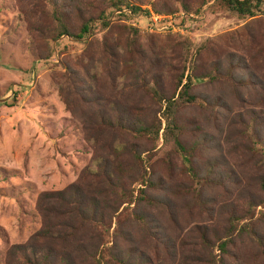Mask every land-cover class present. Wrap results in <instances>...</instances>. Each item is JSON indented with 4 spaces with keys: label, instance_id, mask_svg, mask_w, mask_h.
<instances>
[{
    "label": "rangeland",
    "instance_id": "rangeland-1",
    "mask_svg": "<svg viewBox=\"0 0 264 264\" xmlns=\"http://www.w3.org/2000/svg\"><path fill=\"white\" fill-rule=\"evenodd\" d=\"M153 1L141 0L138 5L144 7ZM187 1L192 11L175 13L194 18L188 16V21H181L183 34L171 35L192 43L188 60L194 58L196 49L207 39L236 31L249 21L220 9L217 0ZM33 3L34 0H0V264H6L7 252L13 246L27 243L41 229L42 218L36 208L40 194L61 191L76 182L97 154L84 140L82 123L65 103L76 99L84 120L87 119L92 115L87 108L88 90L76 89L63 72L70 68L82 76L86 61L93 70L105 61L98 44L103 36L119 41V32L104 30L94 21L95 29L85 38L62 36L47 47L32 30L33 24L38 26L44 21L39 6ZM262 12L260 18H264V0ZM137 40L144 48L142 52L148 53L151 42L146 33L140 32ZM166 40L161 34L152 42L169 47ZM48 52L47 59L39 57ZM119 69L125 72L122 66ZM101 73L104 75L97 79L98 90L100 97L105 98L114 92L113 80L107 77L108 72ZM245 75L238 71L228 81L194 84L197 102L180 109L177 122L181 125V140L193 148L187 157L198 177L190 171L173 141L165 142L159 135L152 166L153 178L163 179L167 186L163 201L130 206L120 227L112 220L110 233L114 234L108 239L109 252L126 262L139 257L143 264H215L219 260L223 264H264V208L257 206L245 213L247 203L264 200L260 186L264 180V157L254 151L264 146V125L251 129L248 147L244 133L237 132L239 115L251 108L256 114L263 113L264 119V94L258 86L237 82ZM169 84L172 87L171 81ZM62 85L68 90L65 100L60 94ZM130 98L133 100L116 96V101L135 105L133 112L147 120L161 118L158 105L143 91H135ZM114 136L113 131L103 130L99 140L110 145L117 139ZM146 171L151 175L149 168ZM181 183L182 192L172 196V187ZM122 210L123 207L118 212ZM104 212L107 217L109 210ZM144 219L150 222L149 226ZM200 231L206 232L213 245L230 236L227 254L215 247L207 249Z\"/></svg>",
    "mask_w": 264,
    "mask_h": 264
},
{
    "label": "trees",
    "instance_id": "trees-1",
    "mask_svg": "<svg viewBox=\"0 0 264 264\" xmlns=\"http://www.w3.org/2000/svg\"><path fill=\"white\" fill-rule=\"evenodd\" d=\"M174 2L154 0L149 6L153 12L164 15L174 14L177 10L192 11L189 1ZM138 4H142L141 0H34L33 5L39 6V14L44 21L38 26L33 24L32 30L47 47L62 36L79 40L85 38L95 29L92 26L94 21H98L104 30L109 28L119 32V41L103 36L98 44L105 61L93 70L87 67L86 61L82 76L70 68L63 72L76 89L88 90L87 108L92 115L85 120L76 99L73 102L65 100L68 95L66 85L60 87V94L69 112L82 123L84 140L93 151L97 150V154L76 182L64 190L40 194L36 208L41 214L42 227L27 243L15 245L7 252L6 264H110L111 261L113 264H143L139 257H135L134 262H128L129 259L126 262L109 252L108 239L114 234L110 233V224L112 220L119 227L124 224V216L130 206L135 208L143 201L153 202L156 199L163 201L162 195L167 186L163 179L153 178L152 166L159 135L165 142L173 141L187 160L190 171L197 176L187 157L193 148L186 147L181 140V125L177 122L178 111L187 104L197 102V94L193 93L194 84L214 85L228 81L239 71L246 75L237 79L238 83L258 86L259 92L264 94V18L259 17L263 13L262 0H217L220 9L249 21L236 31L201 43L191 60L188 56L192 43L188 39L166 33V46L169 48L163 47V44L156 45V42L153 44V37L161 34L146 33L151 42L150 51L143 53L144 48L137 40L140 31L128 25L124 16L110 18L113 11L122 8L130 7L137 13ZM49 55L48 52L46 56L39 57L44 60ZM120 66L125 72L119 69ZM102 71L108 72L107 77L113 80L114 92L105 98L100 97L98 90L97 79ZM169 81L173 83L172 87L170 84L167 86ZM115 90L118 91L117 98H128L129 101L133 100L130 95L135 91L138 94L143 91L153 104L158 105L157 113L161 112V118L147 120V117L139 116L133 112L135 105L129 102L122 105L116 101ZM91 104L98 105V108L93 109ZM262 114H256L251 108L238 117L240 125L237 132L244 133L247 147L251 142V129L264 125ZM103 130L113 131L117 139L114 138L110 145L103 144L99 140ZM263 147L260 145L254 151L264 157ZM147 168L151 175H148ZM260 186L264 190V180ZM183 189L184 183L175 185L171 195L176 196ZM155 190H161V193H154ZM247 204L246 214L257 206L264 208V200L258 204ZM121 207L123 210L118 212ZM104 210H109L107 217ZM142 221L150 225L146 219ZM232 223L230 221V227ZM200 238L207 249L215 247L220 253L227 254L230 236L220 239L218 245H213L204 231H200ZM215 264L223 262L219 260Z\"/></svg>",
    "mask_w": 264,
    "mask_h": 264
},
{
    "label": "built area",
    "instance_id": "built-area-1",
    "mask_svg": "<svg viewBox=\"0 0 264 264\" xmlns=\"http://www.w3.org/2000/svg\"><path fill=\"white\" fill-rule=\"evenodd\" d=\"M117 16H124L128 25L137 28L140 32L149 34H183L181 21L194 18L192 15H188V18L182 12L171 15L158 14L153 12L149 5L140 6L137 13H134L130 7L115 10L110 18L114 19ZM177 19L178 22H176Z\"/></svg>",
    "mask_w": 264,
    "mask_h": 264
}]
</instances>
